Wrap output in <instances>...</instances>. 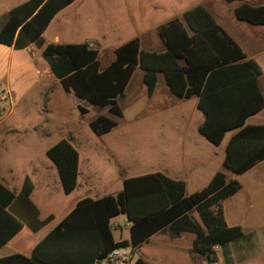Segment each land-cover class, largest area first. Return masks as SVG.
I'll return each instance as SVG.
<instances>
[{"label":"trees","instance_id":"1","mask_svg":"<svg viewBox=\"0 0 264 264\" xmlns=\"http://www.w3.org/2000/svg\"><path fill=\"white\" fill-rule=\"evenodd\" d=\"M73 0H25L10 8L0 23V44L14 49L29 44L39 49L51 75L65 91L97 107L121 116L117 99L137 65L150 95L157 72H162L169 91L182 98L197 96L203 114L198 132L217 145L225 131L236 129L225 145L223 166L241 174L264 158V125L245 123L263 106L257 76V63L245 58L232 38L201 5L183 12V20L173 18L157 27L165 50L144 51L137 38L113 50V59L99 69L97 48L89 42L45 43L41 34L49 20ZM232 1V0H226ZM235 16L251 24H264V4L241 3ZM80 113L86 109L77 105ZM115 119L98 114L88 126L95 135L107 133ZM53 163L64 193L75 186L77 151L66 139H59L45 150ZM240 188L216 171L201 189L184 195V183L160 172L126 177L115 195L83 198L40 239L27 256L15 253L0 258V264H94L112 249L136 247L150 235L166 230L170 238L191 234L189 254H201L215 262V247L244 240L239 225L228 226L222 214V201ZM31 184L24 179L14 195L0 183V245L26 242L50 216L35 220L36 210L28 195ZM22 201L32 209V219L23 221L9 206ZM192 210V214L188 211ZM124 214L128 238L114 241L109 219ZM226 256V253H223ZM134 264H147L136 258Z\"/></svg>","mask_w":264,"mask_h":264},{"label":"crops","instance_id":"2","mask_svg":"<svg viewBox=\"0 0 264 264\" xmlns=\"http://www.w3.org/2000/svg\"><path fill=\"white\" fill-rule=\"evenodd\" d=\"M23 1L25 0H0V23L10 8ZM77 1L79 0H73L61 8L49 20L41 34L45 43L89 42L93 47H96L99 41L104 43L103 35H100L98 40L94 39V42L89 39L68 42L62 40L57 33H51V38L45 37V33L50 30L54 22L55 25L61 22L65 11H69L70 8L74 10L78 6L74 3ZM122 1L125 5L128 3L130 7L133 34L126 35L125 38L107 48L111 54L105 63L102 65L99 63V69L104 68L113 59L114 48L133 38L138 39L141 50L163 52L165 45L158 36L157 27L173 18L183 20L184 11L195 5H201L239 46L245 58L254 60L259 66L261 72L257 76V83L263 96V106L249 115L245 123L264 125V24H251L238 19L234 13V8L241 3L260 6L264 4V0ZM144 6L145 9H143ZM0 88L8 92V99L11 102L4 101L10 103V108L5 112H1L3 109L0 107V183L16 195L24 179L27 178L31 184L28 200L36 210L35 220L40 221L50 216L49 220L37 228L26 242L16 245L1 244L0 258L15 253L27 256L30 249L74 207L77 201L83 198L96 199L105 195H115L122 190V180L126 177L160 172L168 178L182 181L184 195H188L204 187L214 172L223 171L227 180H236L240 184V188L233 195L222 201L225 223L228 226L239 225L246 236L254 228L262 230V233L259 235L260 244H255L256 238L253 241L249 235L241 245L236 243L230 247L226 260L220 264H244L253 258L264 260V225L248 224L255 208L259 206L258 199H264V158L241 174H235L226 169L223 166L225 145L236 129L225 131L219 144L210 143L198 132V125L203 120V114L197 108V96L182 98L173 95L165 83L162 72L156 73L153 90L150 95H147V88L142 80V70L136 65L121 93L123 96H118V105L119 100L125 101L127 115L136 122L127 127L119 125V122L126 118L125 111L120 105V117L110 114L105 107H99L106 109L99 112L100 114L116 121L107 133L112 130H121L120 135L131 134L133 132L131 125L135 123L137 125L146 120L159 121L158 132L161 134V145H155L153 148L160 149L161 154L157 158V166L151 170H141L136 162L123 164L120 161L118 167L111 168V173H108L110 161H113L112 148L95 144L88 134L81 133L78 119L70 116L66 106L68 99L76 109L77 105L85 108L81 102L87 101L75 97L71 91L63 90L58 80L49 72L45 61L39 56V49L34 44H29L22 49L0 44ZM31 100H37L40 103L35 109L33 121L29 123L27 119L30 112L26 105L19 106V109L16 107L22 101H26L27 105L32 104ZM34 104L38 103L34 102ZM88 122L89 120L87 125ZM53 133L55 136L50 139ZM59 139L68 140L78 156L75 186L69 193L63 192L56 168L45 156V150ZM36 147L39 148L37 154ZM98 161L104 166L97 167ZM245 180L250 183L251 188L243 184ZM115 181L119 184L118 190H115L114 194H107L105 183ZM67 198L69 200L66 204ZM46 206L50 208L46 209ZM9 209L20 219L23 218V221L29 219L34 224L32 209L26 203L14 201ZM193 213L192 210L188 211V214L193 215ZM118 215H122L124 220L122 225L127 229L128 234L130 222L126 220L124 214ZM116 216L109 219L114 241L122 239L120 225L113 223ZM114 230L119 232L118 239H115L113 235ZM191 239L192 235L187 233L170 238L166 230H162L133 247L131 254L137 251L141 255L139 258L147 264H199V260L207 261L201 254L188 253ZM252 245L260 247L259 253L252 256L245 254L244 257V250L240 255L244 246ZM210 264H219L216 253L215 262Z\"/></svg>","mask_w":264,"mask_h":264},{"label":"rangeland","instance_id":"3","mask_svg":"<svg viewBox=\"0 0 264 264\" xmlns=\"http://www.w3.org/2000/svg\"><path fill=\"white\" fill-rule=\"evenodd\" d=\"M76 3L78 6L72 10L70 8L69 11H65L62 14L61 22L55 25V22L50 26V30L45 33L46 38H51V33H57L58 36L61 37L62 40L68 42H79L84 40H92L97 39L100 35H103L104 43L99 41L96 48L98 49V60L99 63L102 65L107 61L110 56V52L108 51V47L112 44L118 42L119 40L125 38L128 34H133L132 32V16L129 12V5L128 3L125 5L122 0H79ZM74 7V6H72ZM146 7L144 6L143 9ZM145 16V15H144ZM97 42V41H95ZM9 100V99H6ZM3 102L0 107L3 109L1 112L7 111L10 107V100L9 102ZM38 103V104H34ZM32 104H26V101L20 102L16 109H19V106L26 105L30 114L28 116L27 122H32L36 108H38L40 101L31 100ZM125 101L119 100V105L124 109L126 118L122 119L119 122L121 126H128L135 121H132L129 116L127 115V110L125 108ZM82 106L86 108L85 113H80L73 104H71L70 99L66 101V106L68 112L70 113L71 117H76L78 119V123L80 125L81 133L84 135L88 134L90 139L95 144H98L102 147L112 148V158L113 161H110V166H108L109 171L111 168L118 167L120 161L125 164L129 162H136L141 170H151L157 166V158L161 154V150L157 148H153L155 145H161V134L158 132L160 129L159 121H142L136 125H131L133 127V132L127 134H119L121 130H112L110 133H106L104 135H95L89 129L87 125V120L94 118L98 115L99 112L102 110H106L105 108L95 107L93 105L88 104L85 101L81 102ZM0 108V109H1ZM100 114V113H99ZM124 116V117H125ZM16 118V117H15ZM18 121V119H17ZM21 124V123H20ZM55 134H51L50 139L54 138ZM35 153L39 152V148H35ZM43 157L44 154H43ZM121 159V160H119ZM95 163V162H93ZM96 164V163H95ZM103 167L104 165L98 161L97 167ZM111 173V172H110ZM243 184L247 188H251L250 183L247 180L243 181ZM249 184V185H248ZM119 184L117 181L109 182V184L105 183V192L107 194H114L115 190H118ZM69 198L66 200V204ZM259 206L255 208L254 214L251 219H249L248 224L252 226H258V224L264 225V199L259 198ZM50 206H46L47 208ZM193 215H195L193 213ZM254 217V218H253ZM113 223H118L121 227L120 229V237L122 239L127 238V229L122 225L124 224V220L122 215H117L114 217ZM255 229V230H254ZM253 230L249 231V235L253 238V241L256 242L255 244H260L259 235L262 233V230H258L254 228ZM252 232V233H251ZM118 231L113 232L115 239H118ZM249 235L247 237H249ZM239 243L241 245L243 240H238L235 242H229L223 247L216 248V256L219 260V264L224 262L229 254L230 247ZM244 249L240 251V255L244 252L245 254L255 255L258 252L259 246L252 245L243 247ZM248 248V251H247ZM121 255H124L123 261L126 264H134L136 258H141V255L137 251H133L131 254L132 248L127 247H118L117 248ZM264 250V249H263ZM223 253H226V256H223ZM259 253V252H258ZM234 255V253L232 252ZM203 257V256H202ZM181 260V259H180ZM199 264H210L205 259L199 260ZM237 264V263H235ZM241 264V263H240ZM244 264H264V260L253 258L249 261H246Z\"/></svg>","mask_w":264,"mask_h":264},{"label":"built area","instance_id":"4","mask_svg":"<svg viewBox=\"0 0 264 264\" xmlns=\"http://www.w3.org/2000/svg\"><path fill=\"white\" fill-rule=\"evenodd\" d=\"M8 99V92L0 88V101ZM124 255H121L117 248L112 249L103 258L94 262V264H125Z\"/></svg>","mask_w":264,"mask_h":264},{"label":"water","instance_id":"5","mask_svg":"<svg viewBox=\"0 0 264 264\" xmlns=\"http://www.w3.org/2000/svg\"><path fill=\"white\" fill-rule=\"evenodd\" d=\"M122 96H123V94H120V95H119V97H122Z\"/></svg>","mask_w":264,"mask_h":264}]
</instances>
